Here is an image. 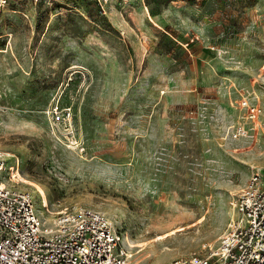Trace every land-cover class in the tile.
Wrapping results in <instances>:
<instances>
[{
	"label": "rangeland",
	"instance_id": "374dc122",
	"mask_svg": "<svg viewBox=\"0 0 264 264\" xmlns=\"http://www.w3.org/2000/svg\"><path fill=\"white\" fill-rule=\"evenodd\" d=\"M0 0V151L36 206L81 205L130 264L216 246L264 170V0ZM72 106V132L47 110ZM248 133L235 137V129Z\"/></svg>",
	"mask_w": 264,
	"mask_h": 264
},
{
	"label": "built area",
	"instance_id": "2783aa9c",
	"mask_svg": "<svg viewBox=\"0 0 264 264\" xmlns=\"http://www.w3.org/2000/svg\"><path fill=\"white\" fill-rule=\"evenodd\" d=\"M94 1L105 13L110 0ZM242 106L251 121L264 120V104L244 99ZM47 113L51 128L63 124L72 132V106L57 104ZM247 133L240 125L234 136ZM8 160L0 151V264H130L123 232L104 213L77 204L52 212L42 200L41 211L22 186L19 159ZM231 205L216 246L163 264H264V170L253 171Z\"/></svg>",
	"mask_w": 264,
	"mask_h": 264
}]
</instances>
